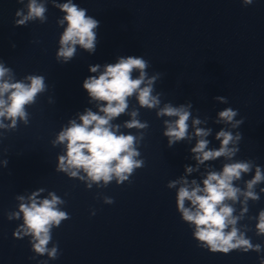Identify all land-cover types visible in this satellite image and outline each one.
Wrapping results in <instances>:
<instances>
[{
  "label": "water",
  "instance_id": "obj_1",
  "mask_svg": "<svg viewBox=\"0 0 264 264\" xmlns=\"http://www.w3.org/2000/svg\"><path fill=\"white\" fill-rule=\"evenodd\" d=\"M67 2L38 0L46 7V20L17 26L15 20L21 17L15 13L23 10L26 15L28 0H0V63L12 70L15 81L27 83V76L42 75L46 85L26 106L27 123L18 120L15 128H0V264H260L264 234H258L257 224L264 211V180L252 189L257 199L241 194L236 201H226L239 217L238 233L261 245L259 252L212 253L199 246L195 225L183 220L176 197L184 180L190 188L193 180L203 187L208 173L221 172L227 163L252 165L233 181L242 193L248 191L257 167L264 174V0L251 5L243 0H72L99 20L100 27L95 53L77 45L74 58L64 63L57 52L67 27L59 21L66 13L55 5ZM129 55L148 62L145 84L156 77L152 95H158L160 103L143 107L134 94L125 113L110 123L120 126L117 134L136 137L140 155L135 159L143 165L122 184L115 178L106 185L93 182L82 169L76 177L59 171V157L66 154L65 143H54L59 133L73 120L81 123L79 117L88 110L103 115L102 102L88 95L83 81ZM95 65L100 68L91 73L89 67ZM132 76L138 78L139 70ZM166 104L191 105L188 135L171 146L164 135L165 121L177 118L157 115ZM229 107L238 110L231 123L218 115ZM133 111L147 127L124 126ZM241 118L243 124L234 127ZM196 119L200 123L194 125ZM197 128L210 130L203 137L209 141L206 150L219 149L216 135L225 130L234 137L229 148L239 151L231 159L221 156L199 163L191 151L201 139L195 135ZM237 133L242 134L239 141ZM173 181L175 187L169 188ZM34 193L38 202L54 193L62 201L56 207L69 214L51 229L47 247L58 246L56 259L36 253L32 236L21 228L20 205L30 203ZM14 213H20L19 218Z\"/></svg>",
  "mask_w": 264,
  "mask_h": 264
},
{
  "label": "clouds",
  "instance_id": "obj_2",
  "mask_svg": "<svg viewBox=\"0 0 264 264\" xmlns=\"http://www.w3.org/2000/svg\"><path fill=\"white\" fill-rule=\"evenodd\" d=\"M23 3V0H18ZM245 5H251L253 0H243ZM64 13L60 24L67 22V27L59 39V50L57 58L63 59L64 63L69 62L76 53V46L79 45L89 54L96 51L97 29L100 21L87 14V9L68 0L67 3L55 5ZM27 14L23 10H18L15 15L21 17L15 20V25L23 26L29 20L39 18L42 22L46 20V7L38 0H28ZM148 62L139 56L129 55L120 57L115 64H107L104 71L98 76H89L83 81V89L96 101L102 102L99 112L91 110L79 117L81 123L70 122V127L63 129L54 143H65L66 154L59 157V171L67 172L70 176L76 177L78 170H83L93 182L103 181L108 184L114 178L117 184L128 181L134 170L143 165V161L135 159L140 153L135 148L136 137L132 134H117L119 125H112L110 122L125 113L128 108V98L136 95L139 104L147 108H155L159 105V96L152 95V84L156 77L146 81L147 73L145 69ZM100 65L90 66L89 71L96 73ZM133 70H139V77L133 78ZM11 69L0 63V128H15L18 120L28 122L26 106L36 101L37 94L46 89L45 78L42 75H29L28 81H15L11 75ZM145 85L144 87H141ZM216 99L226 102L224 97ZM191 105H181L173 107L166 104L157 113L158 116L176 117L174 121H165L167 129L164 135L168 137L169 145L185 139L188 135V120L191 115L188 110ZM137 112L131 113L133 119L125 123L127 128H145L146 123H141L135 119ZM219 118L231 123L238 115V110L229 107L219 112ZM4 120H10V125H5ZM243 118L236 121L235 126L242 125ZM196 119L193 124H199ZM210 130L197 128L195 135L201 137L191 149L195 153V159L203 164L205 161L214 160L221 156L231 159L238 148H229V144L234 140L230 131L221 130L217 133L216 139L221 141V146L217 150H206L209 141L203 139L207 137ZM235 139H242V134L237 133ZM252 165L249 162L227 163L221 172H210L203 180V187L192 181V187L188 186L186 180L179 188L176 202L178 211L182 214L185 222L195 225L194 237L200 242L199 246H207V250L212 253L229 254L233 250L242 249L243 252L254 250L259 252L261 245H253L250 239L245 238L243 233H238L235 227L239 217H234V208L226 201H236L239 195L246 198L257 199L252 191L254 185L264 180L260 167L256 168L253 179L247 182L246 192L233 185V181L240 179L241 174L249 172ZM75 169V170H74ZM191 173V167L186 168ZM83 178V177H81ZM177 182L173 181L168 187H175ZM91 187V184H89ZM264 191V189H262ZM35 193L29 197L30 203H21L20 213H23L24 224L21 226L25 235L33 238V248L36 253L47 254L50 258L58 257V246L51 249L47 247L52 240L51 229L55 225L60 226L61 221L69 219L67 212L59 210L56 206L61 203L59 197L50 193L51 199L37 201ZM23 200L24 197H18ZM185 201L190 205L185 206ZM106 202L112 204V198H106ZM247 209H245L246 211ZM20 213H14L19 218ZM11 219V217H9ZM229 226H231L230 230ZM258 234H264V211L259 213L257 224ZM227 230V231H226ZM19 232L14 233L18 235ZM260 264H264V258L260 259Z\"/></svg>",
  "mask_w": 264,
  "mask_h": 264
}]
</instances>
